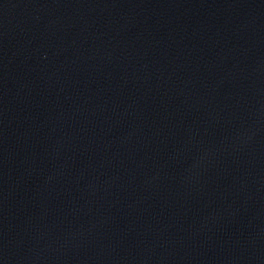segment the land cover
Listing matches in <instances>:
<instances>
[{
    "label": "water",
    "instance_id": "95a60500",
    "mask_svg": "<svg viewBox=\"0 0 264 264\" xmlns=\"http://www.w3.org/2000/svg\"><path fill=\"white\" fill-rule=\"evenodd\" d=\"M0 264H264V0H0Z\"/></svg>",
    "mask_w": 264,
    "mask_h": 264
}]
</instances>
